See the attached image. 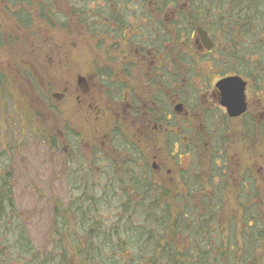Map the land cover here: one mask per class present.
<instances>
[{"label": "flooded vegetation", "instance_id": "flooded-vegetation-1", "mask_svg": "<svg viewBox=\"0 0 264 264\" xmlns=\"http://www.w3.org/2000/svg\"><path fill=\"white\" fill-rule=\"evenodd\" d=\"M60 1L43 4V14L40 6H31L28 35L17 42L27 49L31 44L12 71L29 101L26 115L24 103L13 101L12 131L0 132V189L12 188V194L0 190L1 202L7 200L14 213L13 188L19 178L31 179L24 171L45 174L48 166L41 169L27 156L34 147L51 153L47 157L60 165L52 184L80 190L67 209L60 197L54 199L56 235L66 232V210L78 220L82 204L96 203V197L123 201L126 215L119 219L132 220L148 218L142 204L201 210L207 201L223 202L228 188L240 203L245 197L256 205L264 184L259 145H264V83L256 85L260 102L253 105L249 78L259 80V72L246 76L240 68L227 67L240 62L229 57V38H216L192 15L183 19L174 0ZM55 10L64 17L62 27L75 26L74 37L55 43L59 52L66 48L57 57L48 29ZM36 22L45 35H35ZM38 36L43 50L36 45ZM236 75L246 81L247 104L244 112L231 115L217 85ZM83 188L95 194L87 196ZM101 188L106 189L101 193ZM197 193L203 195L195 198Z\"/></svg>", "mask_w": 264, "mask_h": 264}, {"label": "trees", "instance_id": "trees-1", "mask_svg": "<svg viewBox=\"0 0 264 264\" xmlns=\"http://www.w3.org/2000/svg\"><path fill=\"white\" fill-rule=\"evenodd\" d=\"M178 1L174 0L175 3ZM185 1L194 8L193 19L207 26L216 38H232V52L236 59L242 63L249 62L245 61L247 57L255 60L252 64L254 67H245V71L241 68L242 73L250 76L254 71L259 72L255 76L264 83V0ZM45 3L57 4L52 3V0H0L5 12L12 11L5 14L7 17H2L7 24L0 25V45H5L3 38L6 36L20 42V37L11 35L14 26L26 32L22 36L28 35L31 6H40L39 12L43 14ZM239 42L244 45L240 54ZM1 76L0 73V83L6 86ZM19 88V98L24 103L23 109L27 111L24 100L28 91L25 87ZM94 204L85 207L83 203V217L77 221L83 231L82 238L77 240V257L87 264H264V254L261 258L256 255L260 244L264 242L262 223L257 217L245 218L241 211L237 217L224 213L218 200L205 202L201 210L196 205H192L193 208L189 205L183 210L181 205L176 204L172 208L159 203L142 204L147 209L146 220L116 218V223L108 227L88 219ZM6 215L4 203L0 200V218ZM260 216L264 217V212ZM233 220L236 222L235 227ZM64 223L67 229V221ZM55 228L61 230L58 225ZM242 231L243 240L240 239ZM19 232L23 233V229ZM63 235L58 234L59 240ZM70 237L73 238V235ZM21 246L26 251L30 248L28 243H21Z\"/></svg>", "mask_w": 264, "mask_h": 264}, {"label": "rangeland", "instance_id": "rangeland-1", "mask_svg": "<svg viewBox=\"0 0 264 264\" xmlns=\"http://www.w3.org/2000/svg\"><path fill=\"white\" fill-rule=\"evenodd\" d=\"M59 2V3H58ZM52 3L61 4L60 0H52ZM56 5V4H55ZM179 5V14L183 16V19H187L191 15H193V6L189 4L188 1L179 0L177 2ZM60 10L59 8H54ZM35 10V9H34ZM0 25H4V19L2 20L5 14H9V12H5L0 6ZM51 12V11H50ZM56 15L49 14V43L52 49V54L62 53L66 51L65 46L59 49L57 48L58 44L56 42H60L62 38H66L70 40V38L74 37L75 34L71 33L70 30L75 28L73 24L66 25V27H62L61 22L64 18L62 13L59 11L54 12ZM39 14L38 12H34L33 16ZM165 14V13H164ZM185 14V16H184ZM7 17V16H6ZM2 20V21H1ZM12 23V22H11ZM10 23V24H11ZM36 22L34 25L36 33L35 35L43 36L45 35L41 28L37 30V26L39 25ZM10 25H7L9 27ZM1 28V26H0ZM10 29V28H6ZM14 35L21 37L23 33L26 32L23 29L14 28L11 30ZM37 31H40L37 33ZM174 31L175 28H174ZM71 35V37H70ZM38 36L36 41V45L39 46L40 49L43 50V39ZM5 41V45H0V73L2 82H5L6 86L0 83V132H11V117L14 115V105L13 101L17 100L18 104L22 106V99L19 98L21 96V89L16 83L13 84V80L17 78L14 73H12V68L15 61L20 62L19 59H24L22 53L31 50V44H29L28 49L25 44L17 43L15 39H9L8 36L3 38ZM232 38H229L231 40ZM72 41V39H71ZM240 41V40H239ZM243 39L241 38V42ZM239 42V54L240 51L244 48L243 43ZM227 43V42H226ZM27 44V45H28ZM232 46L234 45L231 41ZM226 45V44H225ZM234 47V46H233ZM225 48V46L223 47ZM229 57L232 61H234L235 56L229 50ZM246 62L242 63L241 60L231 62L230 65H227L228 68L231 69H244L248 67L249 69L254 63V59L251 57H247ZM53 62H58V60H54ZM53 67V66H52ZM241 71L243 72V70ZM250 73V70H249ZM253 73H256L254 71ZM251 73V74H253ZM250 80V86L248 88V97L251 103L257 104L260 102V97L257 94L259 84V80ZM18 88V89H17ZM4 93V94H3ZM3 94V95H2ZM23 94V93H22ZM26 102L29 101L28 95H26ZM21 112L23 113V107H21ZM26 115V113H23ZM16 115V114H15ZM262 141L259 142L260 149L264 150V145L261 144ZM29 150V154L27 155L31 162L37 165L42 169V164L48 166L45 174L42 176H37L31 169L29 171H24L25 176L18 179V185L13 188V195L15 198L14 205V213L10 211L9 202L4 200V209L7 215L4 218H0V263L3 264H87L83 262L79 257H77V240L80 241L83 235V231L78 220H76L75 213L66 210V221H67V230L63 233V238L59 240V236L55 234L53 230V216L51 214V208H53L54 199H59V197L64 201L65 208L69 207V203L74 199L75 196L80 194V190L75 192V190L69 186H63L59 181L51 183L52 177L54 175H58V169L60 165H55V162L52 161L50 157L51 153L41 152L43 149L38 148ZM49 156V157H47ZM42 171V170H41ZM35 175L37 177H33ZM34 178V179H33ZM58 179V178H57ZM34 181L35 183H32ZM219 183V182H217ZM218 192L222 190L223 187H217ZM106 188H101V193ZM226 189V187H225ZM4 192L8 191L9 194H12V188L0 189ZM91 190V189H90ZM83 188V192H86V195L92 196L95 194V190L89 191ZM228 194H226L223 199H221V209H224V213H228L231 216H236L239 211L243 212L246 216L245 218H251L252 214H255L257 220L262 223L264 226V217L260 216L262 212H264V184L260 183L258 188L259 202L257 201L256 205H252L250 201L243 198L244 203H240L239 199L236 197V192L233 189H226ZM245 190H243L244 192ZM98 195H101L97 190ZM56 195L55 197H53ZM199 195H203L201 193L195 194V198H198ZM210 195V194H209ZM212 195V194H211ZM248 194L246 193L245 196ZM97 202L94 204L93 213L89 214L92 220H95L96 223L100 225L103 224L104 227H108L116 223V217H124L126 214L121 210L123 201L111 202V200H100V197L95 198ZM191 208L192 205L190 206ZM260 214V215H259ZM2 217V216H0ZM237 217V216H236ZM263 217V218H262ZM142 221V220H140ZM244 221H248L244 219ZM236 222L233 220V227H235ZM243 223L241 222V225ZM244 224L242 225V227ZM23 229V233H20V229ZM73 235V238L70 237ZM243 231L240 234V239L243 240ZM66 236V238H65ZM234 240V239H233ZM21 243H28L30 248L28 251L23 249ZM264 250V242L260 244L256 255L258 258H261ZM255 254V253H254ZM105 264V263H101Z\"/></svg>", "mask_w": 264, "mask_h": 264}, {"label": "water", "instance_id": "water-1", "mask_svg": "<svg viewBox=\"0 0 264 264\" xmlns=\"http://www.w3.org/2000/svg\"><path fill=\"white\" fill-rule=\"evenodd\" d=\"M202 38L209 45L212 44L207 33L199 29ZM222 91V103L228 108L231 115H238L246 110V81L241 76L223 78L217 85Z\"/></svg>", "mask_w": 264, "mask_h": 264}]
</instances>
